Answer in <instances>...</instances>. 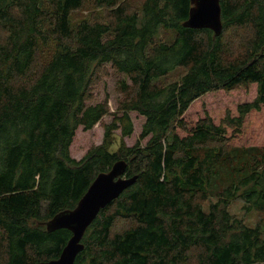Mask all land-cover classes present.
Returning a JSON list of instances; mask_svg holds the SVG:
<instances>
[{"label":"trees","instance_id":"obj_1","mask_svg":"<svg viewBox=\"0 0 264 264\" xmlns=\"http://www.w3.org/2000/svg\"><path fill=\"white\" fill-rule=\"evenodd\" d=\"M91 7L98 13L76 20ZM191 0H0V264L60 257L72 237L48 232L96 177L126 160L136 183L87 230L75 264H264V0H221L223 32L184 26ZM172 36V37H168ZM111 68L113 115L96 89ZM183 70L177 80L168 79ZM254 88L216 120L196 103ZM145 123L137 143L122 139ZM104 142L71 156L79 128ZM144 145L143 141L147 140Z\"/></svg>","mask_w":264,"mask_h":264},{"label":"water","instance_id":"obj_2","mask_svg":"<svg viewBox=\"0 0 264 264\" xmlns=\"http://www.w3.org/2000/svg\"><path fill=\"white\" fill-rule=\"evenodd\" d=\"M189 19L184 24L190 29H209L218 37L223 32L221 0H191ZM128 162L117 161L109 172L100 173L79 201L76 208L57 214L47 224V231L67 229L72 237L56 260L38 264H75L84 250V236L100 212L132 187L138 177L126 178Z\"/></svg>","mask_w":264,"mask_h":264},{"label":"rangeland","instance_id":"obj_3","mask_svg":"<svg viewBox=\"0 0 264 264\" xmlns=\"http://www.w3.org/2000/svg\"><path fill=\"white\" fill-rule=\"evenodd\" d=\"M130 1L134 5H139L141 2V0ZM97 13L98 12L93 8L86 7L85 9L76 13L74 15V18L76 20H80L85 17H93ZM181 74H184V71L177 70L173 75H171V77H169L168 83L177 80ZM96 94L97 102H102L106 98H108L113 115L106 117L103 120V124L112 123L115 115L114 113H116L118 105L124 97L121 91L120 77L116 75L111 68L107 70L106 74L102 78L100 85L97 86ZM255 97L256 93L254 88H251L249 92L242 90L230 95L225 93L209 94L199 103H196L194 109L197 112L193 114L191 118L196 119L198 113H200L199 116L201 117L205 112H209L212 113L213 117L216 120H218L226 109H235L238 104L253 101ZM130 116L134 128L133 134L130 137H124L122 139L121 130L116 131L115 145L111 148L112 152H116L119 149L122 141L128 147H132L137 143L142 132L143 125L145 123V118L139 116L137 113H131ZM103 124H98L90 131H84L82 127L78 129L74 142L71 146V156L74 159L78 161L83 159L87 152L93 146H99L104 142L105 129ZM260 131L261 134H264V129L263 131ZM262 140L263 138H261V143L263 144L264 141ZM147 141L148 139L144 140L143 144L145 145ZM230 212L236 217L243 219L245 223L250 227H255L258 224L264 227V214H260L258 212L246 213L243 202H232V204L230 205Z\"/></svg>","mask_w":264,"mask_h":264}]
</instances>
